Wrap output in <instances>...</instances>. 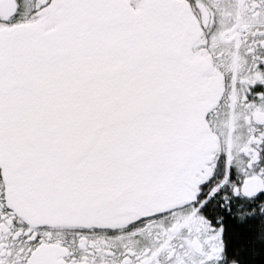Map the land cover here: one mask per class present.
Segmentation results:
<instances>
[{"label": "snow or ice", "instance_id": "obj_1", "mask_svg": "<svg viewBox=\"0 0 264 264\" xmlns=\"http://www.w3.org/2000/svg\"><path fill=\"white\" fill-rule=\"evenodd\" d=\"M0 264H264V0H0Z\"/></svg>", "mask_w": 264, "mask_h": 264}]
</instances>
